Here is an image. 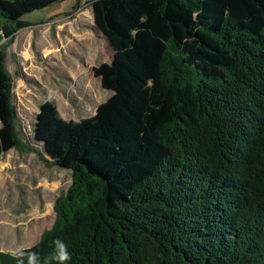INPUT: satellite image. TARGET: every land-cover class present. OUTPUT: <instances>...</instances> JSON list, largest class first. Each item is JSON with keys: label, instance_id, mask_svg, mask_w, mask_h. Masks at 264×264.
I'll return each instance as SVG.
<instances>
[{"label": "trees", "instance_id": "1", "mask_svg": "<svg viewBox=\"0 0 264 264\" xmlns=\"http://www.w3.org/2000/svg\"><path fill=\"white\" fill-rule=\"evenodd\" d=\"M60 1L0 0V155L72 176L52 226L0 264H59L57 239L65 264H264V0H89L110 96L80 122L44 101L40 152L21 141L5 53L22 15Z\"/></svg>", "mask_w": 264, "mask_h": 264}, {"label": "rangeland", "instance_id": "2", "mask_svg": "<svg viewBox=\"0 0 264 264\" xmlns=\"http://www.w3.org/2000/svg\"><path fill=\"white\" fill-rule=\"evenodd\" d=\"M76 4L77 0H63L22 15L31 25L6 46L5 68L13 79L21 141L40 152L33 130L44 101L52 103L64 121L80 122L110 96L93 67L110 63L114 52L95 27L91 5L83 0ZM71 181V170L49 166L34 151L3 152L0 250L15 254L38 242L53 224L54 199Z\"/></svg>", "mask_w": 264, "mask_h": 264}, {"label": "clouds", "instance_id": "3", "mask_svg": "<svg viewBox=\"0 0 264 264\" xmlns=\"http://www.w3.org/2000/svg\"><path fill=\"white\" fill-rule=\"evenodd\" d=\"M56 245L58 247V255L54 257V259L59 261V264H65L66 261L71 259V255L67 250V246L63 243V241L57 239ZM37 256L35 253L32 254V258L30 264H35Z\"/></svg>", "mask_w": 264, "mask_h": 264}, {"label": "built area", "instance_id": "4", "mask_svg": "<svg viewBox=\"0 0 264 264\" xmlns=\"http://www.w3.org/2000/svg\"><path fill=\"white\" fill-rule=\"evenodd\" d=\"M84 2L88 3L89 0H83Z\"/></svg>", "mask_w": 264, "mask_h": 264}, {"label": "crops", "instance_id": "5", "mask_svg": "<svg viewBox=\"0 0 264 264\" xmlns=\"http://www.w3.org/2000/svg\"><path fill=\"white\" fill-rule=\"evenodd\" d=\"M77 1H80V0H77Z\"/></svg>", "mask_w": 264, "mask_h": 264}, {"label": "water", "instance_id": "6", "mask_svg": "<svg viewBox=\"0 0 264 264\" xmlns=\"http://www.w3.org/2000/svg\"><path fill=\"white\" fill-rule=\"evenodd\" d=\"M114 57H112V59H113Z\"/></svg>", "mask_w": 264, "mask_h": 264}]
</instances>
